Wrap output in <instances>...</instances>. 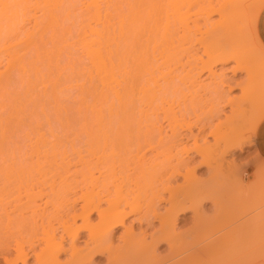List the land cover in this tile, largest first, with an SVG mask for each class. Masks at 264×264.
I'll use <instances>...</instances> for the list:
<instances>
[{"label": "bare ground", "instance_id": "obj_1", "mask_svg": "<svg viewBox=\"0 0 264 264\" xmlns=\"http://www.w3.org/2000/svg\"><path fill=\"white\" fill-rule=\"evenodd\" d=\"M263 6L264 0H0V234L7 233L6 238L0 235L4 237L0 238V263L94 264L95 257L103 256L107 263L115 264L117 258L126 259L128 255L134 264H162L177 257L180 258L173 264H196L203 257L224 252L225 247L230 250L231 246L252 242L253 236V240H258L260 234L264 235L261 233L264 205L253 214L262 216L263 222L257 220L258 216L256 220L253 215L252 219L243 216L245 220L238 221V225L234 218V221L226 220L231 206L226 207L227 216L218 213L221 218L215 212L213 219H207L208 215L201 211L203 201L217 192L220 197L224 192L214 186L220 184L225 190L231 184L226 181V176L232 174L230 170L231 174L226 173L224 179V175L217 176L224 172L219 171L215 176V168L218 166L216 170L223 171L231 168L229 160L234 158L228 160L226 156L232 150L242 151L251 144V139L255 144V138L264 133V104L258 103L262 97L260 101L257 97L253 100L250 88L244 89L245 81L241 95L228 98L220 89L224 83L222 75L215 70L217 65L234 59L237 62L232 67L233 74L245 71L251 79L260 69L264 73V67L256 72L257 67L250 76V65L246 67L244 63L243 67L242 61L237 60L238 55L251 57L248 51L253 52L251 33L248 34L251 28L246 29V23L256 27ZM191 7L197 11L193 8V12ZM214 16L216 19L212 20ZM243 28L249 32L243 33ZM196 33L208 40L218 38L214 42L212 39L206 42V38L199 40L200 46L211 44L207 48L204 44L205 50L202 48L208 59L205 57L207 61L202 60L199 68L192 67L195 65L189 68L191 55L189 62L185 58L186 77L181 74V79H186L179 80L188 81L194 91L196 87L203 88L202 84L198 85L202 73L210 78L209 89H203L209 94L204 101L213 105L206 108L208 113L202 109V116L198 112L197 91L190 93L186 88L192 98L188 99V105L183 104L187 102V91L182 93L184 85L180 82L174 84L178 82L175 81L178 59L180 63L182 51L189 48L184 45L183 49L182 45L192 40L198 43L199 37L190 38ZM176 38L187 40L183 44L177 41L179 47ZM226 42L232 46L228 45L231 49L227 51V46L223 49ZM191 44L190 47L194 45ZM173 49H178L176 52L180 51L182 57L177 53L175 56ZM175 57L177 60L173 62ZM175 61L178 67L173 66ZM186 62L183 58L180 68L184 69ZM256 63H253L255 67ZM180 98L184 99L183 106ZM219 105L230 110L221 119L224 121L218 118ZM255 114L257 120L250 119ZM214 117L218 119L216 123ZM253 120H256L254 124ZM246 126L251 128L247 131L249 138H244ZM209 137L214 138V143L197 145L199 140L205 142ZM77 140L80 144L85 141L79 145ZM189 141L192 148H178ZM213 158L215 161H210ZM201 167L211 173L206 180L196 175ZM214 176L224 179L227 186L223 188L222 179L218 182ZM121 187H125L124 193ZM232 187L234 192L235 184ZM135 190H142L143 194L136 195ZM118 192L123 194L119 198ZM139 194L144 195L142 199ZM224 194L223 197L228 196ZM138 198L144 202L143 206ZM217 203L215 208L220 206ZM161 204L163 211L159 212ZM217 208L216 211H222V207ZM187 212L194 213V226L182 230L184 233H174L176 224L185 221L180 216ZM132 215L134 223L145 224L152 232L149 235L144 229L134 232L132 224L126 227V220ZM248 219L255 220L258 226L251 225L253 222ZM153 222H157V229L153 228ZM11 228L16 231H10L13 233L10 237ZM120 228L123 231L118 240L123 243L116 244L114 234ZM253 231H260L259 236H252ZM21 232L28 236V239L22 236L25 242L21 240ZM84 232L87 235L79 247L76 243ZM218 233L217 239H210ZM233 234H238L241 243H236L238 237ZM261 238L257 245L253 241L251 264L261 259L264 262V238ZM163 243L168 253L157 256L155 250ZM40 244L44 247L38 249ZM11 250H14L12 256ZM183 253L186 257L181 258ZM66 254L68 259L61 262L60 257Z\"/></svg>", "mask_w": 264, "mask_h": 264}, {"label": "rangeland", "instance_id": "obj_2", "mask_svg": "<svg viewBox=\"0 0 264 264\" xmlns=\"http://www.w3.org/2000/svg\"><path fill=\"white\" fill-rule=\"evenodd\" d=\"M192 8V9H191ZM190 8V10H192L193 11V8H194V10L195 11H197V9H198V7L196 6V8L195 7H191ZM264 10V6L260 9V11H259V14L257 15V20L260 18V16H261V13H262V11ZM192 11H190V14H191V12ZM195 11H193V12H195ZM214 19H216V16H214V18H212V20H214ZM248 24V25H247ZM246 25H247V28L246 29H248V28H251V30H252V32H251V30L249 29V31L248 30H246V29H244L243 28V33L245 32V30L247 31V32H249L248 34L250 35V33H251V35H250V38L252 39H250L249 38V40H251V42L252 43H250L249 41V43L251 44V48H252V50H253V52L251 51V50H248V49H250V48H248L247 50L248 51H250L252 54H254L253 56L254 57H252V54H250L249 53V55H251V57L253 58H251L250 56V58L248 57V56H246L247 58H246V60H247V62H246V60H244L245 59V56H241L240 57V55H238L239 56V58H237V60H239L238 62H241L242 61V65H243V67H247L248 66V64L250 65L249 66V68H250V76L253 74L252 72H254L255 71V69L258 67V69L256 70V72L259 70V67H264V61H263V59L264 58H260V56H264V51H263V49L262 48H264L263 47V45L261 46L260 44H258V42L259 43H261L259 40H256V39H258L257 38V35H256V27H253V26H251V24L250 23H246ZM249 25H250V27H249ZM256 26V25H255ZM254 29V30H253ZM254 31H255V35L253 36V33H254ZM246 32V33H247ZM243 33H242V36H241V38L242 39H244L243 38ZM247 34V35H248ZM191 35V34H190ZM193 36H191L190 38H192V39H195L196 37H199V36H201L200 34H195L196 36H194V34H192ZM198 35V36H197ZM247 35H246V38H245V40L247 39ZM249 35H248V37H249ZM203 37V36H202ZM202 37H199L197 40V42L198 43H196V44H194V41L192 40L191 42H192V44H194V45H192L191 47H190V45H189V43H191L190 41H189V39H188V41H189V43H187V39L186 40H182L183 42H185L186 41V43L185 44H183V43H181L182 41H178V39L175 41L178 45H179V47L181 46V44H183L182 45V48L183 47H189L188 49L186 48V50H183V49H181V50H183L182 52H184L185 53V51H186V53L184 54V53H182L183 54V58H184V61L186 62V60L189 62V57H190V55H191V57L193 56L194 57V59H193V57H192V60H191V57H190V63H188V62H186V65H184L185 66V68L183 69L182 67L180 68V64H181V66H182V64H184L183 63V58H181L182 57V54H181V56H179V54H180V51H179V54H178V52H176L174 49L176 48V47H178V45L177 44H175L176 45V47L173 49L174 51V54H175V56H176V53H177V56H179L180 58H181V61H180V63H179V60L180 59H178V66L176 65V61H175V63H174V65L173 66H176V67H178V68H176V67H174V68H176L177 69V71H178V69H179V71L177 72L178 74H176V71H174L173 70V68H171L173 71H174V73L177 75V76H180V77H178L177 78V76L175 75V74H173V76L175 75L176 76V78H175V81L176 80H178V82L176 81V83H174V84H177L178 85V83L180 82L179 80L181 79V74H183L185 77H186V72H185V69H186V67H187V65L189 66V68L192 66V65H195V66H192L193 68L195 67V68H199V66H201V61L202 60H204V61H207V55L208 54H203V53H205V51L203 52V49L202 48H204V47H206L207 45H211V44H209L210 42H211V39L212 38H210L209 37V39L210 40H208V38H206L205 36H204V38H206V42L207 41H210L207 45L205 44V46L203 47V45H199V40L200 39H204V38H202ZM218 37H220V36H218ZM256 37V38H255ZM255 38V39H254ZM218 38L216 37V39H212V41L214 42L215 40H217ZM220 39V38H219ZM225 40V39H224ZM244 40V41H245ZM180 42V43H178V42ZM204 41H205V39H204ZM220 41V40H219ZM223 41V40H222ZM222 41H220V42H222ZM228 41V40H227ZM195 42H196V40H195ZM200 42H202V40H200ZM225 42V41H224ZM223 42V43H224ZM216 43V42H215ZM214 43V44H215ZM219 43V42H218ZM233 43V42H232ZM234 43H235V41H234ZM239 43H240V41H239ZM257 43V44H256ZM217 44V43H216ZM215 44V45H216ZM220 44V43H219ZM217 45V46H220V45ZM230 44H231V41H230ZM229 44V42H228V45H230ZM243 44H245V43H243ZM242 44V45H243ZM174 45V46H175ZM185 45V46H184ZM188 45V46H187ZM214 45V46H215ZM227 45V42H226V44H224L223 46H222V43H221V46L223 47V49H226L227 47V49H226V51L228 50V49H231L229 46ZM231 45H234V44H231ZM230 45V46H231ZM238 45V44H237ZM236 45V47H238ZM241 45V44H240ZM241 45V46H242ZM253 45V46H252ZM258 45H260V46H258ZM199 46H200V48H199ZM225 46H227L226 48H225ZM235 46V45H234ZM233 46V47H234ZM208 47V46H207ZM206 47V48H207ZM212 47H213V45H212ZM232 47V46H231ZM246 47V46H245ZM247 47H250V46H247ZM246 47V48H247ZM254 47V48H253ZM192 50H191V49ZM197 48H199V50L197 49ZM206 48H204V50L206 49ZM235 48V47H234ZM234 48H232L233 49V51H235V49ZM241 48V47H240ZM244 48V47H243ZM242 48V49H243ZM255 48H258V49H255ZM190 49V50H189ZM210 48H208V50H209ZM241 49V51H240V54H241V52L242 51H244V49L242 50ZM180 50V49H179ZM211 50V49H210ZM209 50V51H210ZM246 50V51H247ZM187 51H190L189 53H187ZM197 51V52H196ZM209 51H207L208 53H209ZM230 51V50H229ZM233 51H231V52H233ZM236 51H239V50H237L236 49ZM258 51H259V53L260 54H258ZM226 53V52H225ZM244 53V52H243ZM248 53V52H247ZM187 54H189V55H187ZM197 54H198V57H197ZM202 54V55H201ZM238 54V53H237ZM256 54H258L257 56L261 59V60H259V58L258 57H256ZM185 55V56H184ZM201 57H200V56ZM203 55H206V56H203ZM236 55V54H235ZM248 55V54H247ZM195 56H196V58H195ZM173 57H174V55H173ZM207 59H206V58ZM243 57V58H242ZM176 58V59H175ZM175 58H173L172 59V61L174 62V60H177V57H175ZM185 58H186V60H185ZM188 58V59H187ZM199 58V59H198ZM248 58H249V60H248ZM257 58H258V60H257ZM197 59V60H196ZM195 60V61H194ZM198 60H200V62L198 61ZM253 60V61H252ZM193 61V62H192ZM231 61V62H230ZM230 61H228L227 60V63L225 62V63H223V64H219V65H217L216 67H215V70L217 71V74H221L222 75V77H221V79L223 80V84H222V87L220 88L223 92H225V94L227 95V97L228 98H233V97H239L240 95H241V90L243 91V88H244V85H245V81H246V85H245V90L247 91V89H249L250 88V91H251V94H252V99L254 100V99H256L257 100V98L259 99V97H262V100L260 101V99L258 100V101H260V102H258V103H261L260 105H262L263 106V102H264V73L262 74V72H261V69L257 72L259 75L258 76H256V74L257 73H255L254 72V74L252 75V77H251V79H250V77H247V74H245L246 72L245 71H238V72H236L235 74H233L232 73V67H235V65H236V62H235V60L234 59H230ZM233 61V62H232ZM244 61V62H243ZM251 63H250V62ZM257 61V65L259 64V66H257L256 65V67H255V64H253L254 62H256ZM259 61H262V62H260V63H258ZM173 62H172V64H173ZM188 63V64H187ZM192 63V64H191ZM196 63V64H195ZM244 63L246 64L245 66H244ZM200 64V65H199ZM241 64V63H240ZM253 64V65H252ZM261 65H263V66H261ZM172 66V67H173ZM183 66V67H184ZM253 66V67H252ZM253 68V69H252ZM255 68V69H254ZM175 69V70H176ZM188 69V68H187ZM228 69V70H227ZM263 69L264 68H262V71H263ZM182 70H183V72H182ZM195 70H198V69H195ZM172 71V72H173ZM181 71V72H180ZM188 71V70H187ZM180 72V73H179ZM264 72V71H263ZM185 73V74H184ZM194 73H196V71L194 72ZM241 73V74H240ZM262 74V76H260L261 74ZM182 75V76H183ZM174 76V77H175ZM245 76H246V78H249L248 80L245 78ZM255 76V77H254ZM259 76H260V78H262V81H261V79H259ZM185 77H182V79L184 80V78ZM257 77V78H256ZM252 78H253V80H252ZM181 79V80H182ZM186 79V78H185ZM232 79V80H231ZM199 80V82L200 83H198V85H203V88H201V90H203L204 88H207V89H209V87L207 86V84L209 85V83H210V78H208L207 77V75H206V73H202L201 75H200V78L198 79ZM204 80V81H203ZM250 80H251V83H250ZM255 80V81H254ZM174 81V82H175ZM258 81H260V82H258ZM186 83H183V82H180L179 84H181V85H184V87L183 86H181L182 88H184V90L181 88V87H177V85H176V88H180V90L182 91L183 90V92L182 93H186V91H187V93L186 94H188L189 93V91H192V89L188 86L189 84H187V82L188 81H185ZM208 82V83H207ZM225 82H226V84H225ZM235 82V83H234ZM249 82V83H248ZM255 82V83H254ZM183 83V84H182ZM205 83V84H204ZM228 83H230L229 85H228ZM232 83V84H231ZM237 83L238 84H240V86H238L237 85ZM253 83V84H252ZM259 83V84H258ZM185 84L187 85V87L185 86ZM254 84L255 85H258V86H254ZM262 84V85H261ZM205 85V86H204ZM225 85V86H224ZM231 85H234V86H231ZM233 87L232 88V91H230L229 92V87ZM235 86H237V87H235ZM235 87V88H234ZM248 87V88H247ZM252 87V88H251ZM189 90H187V89ZM196 88H200V87H196ZM195 88V89H196ZM247 88V89H246ZM193 89L194 91H192V92H190V93H193V92H195V91H197V93H195V95L197 96V95H199V97H196L198 100V103H199V111L198 112H200V114H201V116H202V112H203V110H204V113H206V111H207V109L208 108H210V105H213V104H211V102L210 103H208V102H205L204 101V98H206L207 97V100H208V96H209V94L208 93H206V92H208V90H206V92L203 90V91H201V90H199V89ZM255 89H257L258 91H260V92H258V91H254ZM254 92H253V91ZM181 91H179V89H178V92H181ZM185 91V92H184ZM199 91V92H198ZM249 91V90H248ZM177 92V95L178 94H180V95H178L179 97H182V94L181 93H178ZM204 92L206 93L205 95H204ZM257 92V93H256ZM244 93V92H243ZM248 93V92H247ZM259 93V94H258ZM208 94V95H207ZM255 94V95H254ZM258 94V95H257ZM184 95V94H183ZM201 95V96H200ZM203 95V96H202ZM225 95V96H226ZM249 96H250V92H249V94H248ZM185 97H187V99L185 98ZM185 97H183V98H185V101L187 100V102L185 103L183 100H182V98H180V103H181V105H182V103L183 104H189V100L188 99H191L192 97L190 96V94H188V96L186 95ZM191 97V98H190ZM257 97V98H256ZM227 98V99H228ZM199 99L201 100V101H199ZM206 100V99H205ZM206 100V101H207ZM203 102V103H202ZM203 105H202V104ZM204 103H206L205 105H204ZM201 104V105H200ZM209 104V105H208ZM259 105V104H258ZM183 106V105H182ZM200 106H203V107H201L200 108ZM204 106H205V108H204ZM220 106V107H219ZM218 106V109H219V116H218V118H219V120L220 121H224V119L223 120H221L223 117L225 118V115H228V113H229V108L228 107H222V105H219ZM207 108V109H206ZM203 109V110H202ZM206 110V111H205ZM197 112V113H198ZM223 112V113H222ZM203 113V114H204ZM207 113H208V111H207ZM199 114V113H198ZM256 115V114H255ZM255 117H257L258 118V116L256 115V116H254L253 115V117H251L250 119H254ZM257 118H255L256 120H257ZM214 120H213V122L214 123H216L217 122V120H216V118L214 117L213 118ZM256 120H253L254 122L252 123V124H254L255 122H256ZM262 121V120H261ZM260 121V122H261ZM259 122V123H260ZM259 125V124H258ZM250 127V126H249ZM248 128V126H246V133L244 134V138H246V136H247V138H249V136L248 135H250V131L249 132H247L248 130H250L251 128H249V129H247ZM249 133V134H248ZM80 139V138H79ZM83 139V138H82ZM213 140H214V138H211V137H209V138H207V142L205 141H202V140H199L198 141V143H197V145L199 144V146H203V143H207V144H211L212 142H213ZM80 141V140H79ZM79 141L77 140L76 141V143H78L79 145H83L84 144V141H83V143L82 144H80L79 143ZM82 141V140H81ZM202 141V142H201ZM201 143V144H200ZM214 143V142H213ZM192 145L193 144H191V141H189V142H186V143H183L182 144V146H181V144L178 146V148L179 149H181L182 147L184 148V146H185V148L184 149H186V148H188V149H190V148H192ZM222 145V144H221ZM233 152V153H232ZM235 152V153H234ZM253 152V153H252ZM232 154V155H231ZM213 156V155H212ZM212 156H210L209 158L210 159H212ZM231 156H232V158H231ZM255 156V157H254ZM215 157V156H214ZM216 158V157H215ZM215 158H213V160H210V161H215L214 159ZM228 158V160L229 159H233L232 161L231 160H229L230 161V163H232V164H230V166L232 165V167L230 168L229 167V169H225V168H223V169H225L224 171L221 169H218V170H216L217 169V167L215 168V176L218 174V172L219 171H221L223 174H221L220 173V175H217L218 177H222L223 175V177L222 178H226V177H228L227 178V182L229 181V183L231 182V184H233V185H231V184H229V186H227V185H224V184H228L227 182H223V181H225L224 179H222V178H218L219 180L220 179H222V180H220V183L221 184H223L224 185V187L223 188H225V186H227V187H229V188H225V190H222V188L220 187L221 185L219 184V183H217V184H219L218 186H214L213 184H212V186H214V187H218V190H220L221 189V191L223 192H226L225 194L226 195H228V196H225V197H223V194H224V192L222 193V195L220 196V194H219V196L222 198H220V197H218V192L216 193V194H212L211 196H210V198H208V199H204L205 201H203V202H205V203H203L202 204V209L203 210H201L203 213H206L207 215H208V218L207 219H209V217L211 218L212 217V219L214 218L213 216H212V214L214 215V214H218V213H220L221 212V214H224L225 216H227V214H226V207L227 206H231V209L232 210H228L229 212H227L228 213V215L229 216H227V217H229V219L227 218L226 220H233V218H234V220L236 219V223H237V225L239 224V222L240 221H242L243 219H244V217H245V219H247V218H251V216L253 215V214H255V213H257L260 209H261V207L264 205V196H261L262 194L264 195V176L263 177H261L260 175H261V173L262 172H259V170L260 169H264V159L261 157V155H260V152H259V150H258V148H257V146H256V144H253V141H252V139H251V144H247V145H245V147L243 148V150L242 151H239V150H232L231 152H230V154L228 155V156H226V159ZM196 159H199V157H196ZM256 159H257V161H256ZM240 160V161H239ZM256 161V162H255ZM235 162V163H234ZM216 165H217V162L215 163ZM214 164V165H215ZM238 164V165H237ZM120 165V164H119ZM123 165V164H122ZM127 165V164H126ZM212 165H213V163H212ZM238 167H237V166ZM115 166H117V164H115ZM121 166V165H120ZM125 166V165H124ZM225 166V165H224ZM235 166V167H234ZM118 167V166H117ZM116 167V168H117ZM215 167V166H214ZM219 167H221V166H219ZM223 167V166H222ZM236 167L238 168V170L236 169ZM248 167V168H247ZM260 167V168H259ZM233 168V169H232ZM118 169H120V167L118 168ZM232 169V170H231ZM263 169L261 170V171H263ZM229 170H230V172L232 173V174H234L235 176H234V178H233V176H232V174L229 172ZM234 170H236V172H237V174H236V172L234 171ZM207 171V172H206ZM240 171V172H239ZM228 172L231 174V175H228ZM234 172V173H233ZM226 173H227V175L228 176H226L225 177V175H226ZM209 174L211 175V173H208V170L206 169V167H201L200 169H198V170H196V175H197V177H200V178H202L203 180H206V178L208 179V177H210L209 176ZM212 175H214V174H212ZM241 175V177H238V176H240ZM208 176V177H207ZM213 177V178H216V177ZM229 176H231V177H229ZM260 178H262V179H260ZM231 179V180H228V179ZM237 178H238V181H237ZM217 179V178H216ZM217 179V181L219 182V180ZM233 179H234V183H233ZM236 179V180H235ZM260 179V180H259ZM179 181V180H178ZM216 180H214V182H215ZM180 182H181V180H180ZM211 182V181H210ZM210 182H209V184H210ZM213 182V183H214ZM179 183V182H178ZM215 185H216V183H214ZM234 184H235V191L233 192V188L234 187H232V186H234ZM211 185V184H210ZM248 185V186H247ZM260 185V186H259ZM220 187V188H219ZM123 190H122V192L121 193H124V191H126V190H124L125 189V187H121ZM121 188L120 189H118L119 191L121 190ZM238 188V189H237ZM131 189H135V188H133V187H131ZM140 191V190H139ZM139 191H133V192H136L135 194L137 195L138 194V192ZM221 191H219L220 193H221ZM263 191V192H262ZM141 192H142V190H141ZM141 192H139L140 194H143V192L141 193ZM232 192V193H231ZM235 192H236V194H235ZM262 192V193H261ZM119 194H118V198H119V195L121 194L120 192H118ZM249 193V194H248ZM251 193H252V195H251ZM132 194H134V193H132ZM139 194V195H140ZM224 194V195H225ZM254 194V195H253ZM115 195V194H114ZM121 195H123V194H121ZM126 195V194H125ZM124 195V196H125ZM135 195V196H136ZM236 195H238V196H236ZM261 196V197H263V198H261L260 197V199H259V197H257V196ZM124 196H122V197H124ZM131 197H132V195H130ZM129 196V197H130ZM142 196H144V195H140V198L142 197ZM232 196V197H231ZM235 196V197H234ZM247 196H249V197H247ZM254 196H256V197H254ZM117 197V196H116ZM130 197V198H131ZM136 197H138V196H136ZM238 199H237V198ZM239 197H240V199H239ZM241 197H242V199H241ZM133 198H134V196H133ZM223 198H225V200L223 199ZM231 198V199H230ZM111 199H112V197H111ZM114 199V198H113ZM142 199V198H141ZM139 200V198H138V201H140L139 202V204H140V206L142 205H144V202H141L142 200ZM221 199V200H220ZM234 199L236 200V201H234ZM251 199H253V200H251ZM255 199V200H254ZM116 200V199H115ZM120 200V199H119ZM224 200V201H223ZM230 200H231V202H230ZM243 202H242V201ZM250 200V201H249ZM206 201H208V202H206ZM222 201H223V203H222ZM229 201V202H228ZM234 201V202H233ZM217 202H219V205L220 206H218V208L219 209H221V207H222V211H220L219 210V212L218 211H216V208H215V206L218 204H216ZM237 202V203H236ZM250 202V203H249ZM136 203V202H135ZM227 203V204H226ZM233 203H234V205L236 204L237 205V207H236V205H235V207H234V205H233ZM260 203H261V206H260ZM263 203V204H262ZM216 204V205H215ZM226 204V205H225ZM228 204H230V205H228ZM239 204V205H238ZM250 204V205H249ZM215 205V206H214ZM244 205H246V206H244ZM258 205V206H257ZM104 206L105 207H107V205L106 204H104ZM103 206V207H104ZM160 206V205H159ZM158 206V207H159ZM252 207H257V209H254V208H252ZM160 208V209H159ZM158 209H159V212H162L163 211V205L161 204V206L159 207ZM217 208V209H218ZM229 208V207H228ZM235 208V209H234ZM251 208V210L250 211H247L248 209H250ZM263 208H264V206H263ZM213 209V210H212ZM252 209H253V211H252ZM215 210V211H214ZM255 210V211H254ZM240 211V212H239ZM214 212V213H213ZM216 212V213H215ZM247 212V213H246ZM251 212V213H250ZM247 214H249V215H247ZM209 215H211V216H209ZM219 216H218V218L220 217L221 218V215L220 214H218ZM194 216V213H192V212H187V213H184V214H182L180 217L182 218V219H185V221L183 222V221H180V222H178L177 224H176V228H175V231H174V233H179L180 231H182V230H184L185 229V231H187V229L189 228V226H190V228L191 227H193L194 226V224L193 223H195L196 221L194 220L195 218V216ZM215 216V215H214ZM244 216V217H243ZM254 216H255V220H256V217L258 216H256V215H253L252 216V218L254 219ZM134 218V215H132V216H130L127 220H126V222H125V226L126 227H128V226H130L131 224H132V228H133V230H134V232H139V230L140 229H144V232L145 233H147V235H149V233H150V231H151V229H149L148 227H146L145 226V224L144 225H139L137 222H133L132 221V219ZM243 217V218H242ZM259 217V219H260V217H262V216H258ZM258 217H257V220L258 221H262L261 219L259 220L258 219ZM94 218H95V215H93L92 216V218H91V220L93 219L94 220ZM190 218V219H189ZM193 218V219H192ZM216 218V217H215ZM226 218V217H225ZM224 218V219H225ZM232 218V219H231ZM251 218V219H252ZM187 219V220H186ZM244 219V220H245ZM250 219V220H251ZM263 219V221H264V217L262 218ZM92 220V221H93ZM195 222H194V221ZM233 220V221H234ZM249 220V219H248ZM249 220V221H250ZM255 220H251V222H253V224L251 223V225H254V227L256 226L255 224H258L257 222L255 223ZM239 221V222H238ZM262 221V222H263ZM193 222V223H192ZM248 222V221H247ZM260 222H259V224H260ZM79 223V222H78ZM78 223L75 225V226H77L78 225ZM134 223V224H133ZM188 223V224H187ZM235 223V224H236ZM245 223V222H244ZM153 225V228L154 229H157V227H158V224H157V222L155 223V222H153L152 223ZM193 224V225H192ZM248 224V223H247ZM138 225V226H137ZM192 225V226H191ZM75 226H73V227H75ZM157 226V227H156ZM185 226V227H184ZM258 226V225H257ZM256 226V227H257ZM72 227V228H73ZM152 228V229H153ZM250 228V227H249ZM3 229V228H2ZM153 229V230H154ZM248 229V228H247ZM253 229V228H252ZM251 229V230H252ZM93 230V233H96L95 231H96V228H93L92 229ZM2 231H6V230H2ZM13 231V229L11 228V230H9V236H10V234H13L16 230H14L13 231V233H11V232ZM22 231V230H21ZM123 231V228H120V229H118L117 230V232L114 234V237H115V239L113 240L116 244H122L123 242H120V240H118V236L120 235V233ZM141 231V230H140ZM147 231V232H146ZM149 231V232H148ZM92 232V231H91ZM137 232V233H138ZM152 232V231H151ZM238 232V231H237ZM256 232H258V233H256ZM23 233H25V231L23 232ZM181 233V232H180ZM182 233H184V231H182ZM222 233H223V231H222ZM226 233V232H225ZM225 233H223L224 235H225ZM240 234H242L241 232H239ZM238 233V234H239ZM252 233V232H251ZM259 233H260V231H255V233H254V231H253V233H252V236H253V234L255 235V236H257V234H258V236H259ZM261 233H264L263 231L261 232ZM3 234V236L5 237V235L7 234V233H2ZM2 234H0V235H2ZM16 234L17 235H19L17 232H16ZM15 234V235H16ZM86 232H84V233H81L80 234V238H79V240H78V243H76V245L78 244L79 245V247H80V245L82 246L83 245V241L82 240H84V239H82L83 237H85L86 235ZM222 234V235H223ZM232 234V233H231ZM235 234V233H234ZM233 234V235H234ZM237 234V235H238ZM249 235H250V233H248ZM248 234L246 235V236H248ZM15 235H13L14 237H15ZM25 235V234H24ZM23 234H22V232H21V240H22V242H25L26 241V239H28V236L26 237V236H24ZM27 235H28V233H27ZM218 235H220V233H218V234H216V235H214V236H212L210 239L211 240H213L214 238H216L217 239V236ZM237 235H234L235 237L237 236ZM261 236L263 235V234H260ZM19 236V237H20ZM22 236H24L23 237V239H25V241L22 239ZM234 236H232L231 235V238H233ZM261 236L260 237H258V240H253L254 239V236H253V239H252V242L250 241V243H246L245 244V242L243 243V244H241L240 246L238 245L239 243H241V242H238L239 241V236H237L238 237V239H235V241H236V243H238L237 245V247H234V246H231V248H230V250L228 249V250H226V248L227 247H225V250H224V252H222V253H218V254H216V255H211V256H209V257H203V259H201L198 263H196V264H251V262L249 261L250 260V258H251V256L253 255L252 253H251V249L254 247L253 245L255 244V245H257L259 242V239L261 238ZM264 236V235H263ZM2 236H0V238H1ZM4 237H2V238H4ZM8 237V236H7ZM11 237V236H10ZM220 237V236H219ZM228 237V236H227ZM229 237H230V235H229ZM228 237V239H230ZM234 237V238H235ZM242 237H243V235H242ZM251 237V236H250ZM6 238V237H5ZM149 237L148 236H146V239H148ZM255 238H257V237H255ZM264 238V237H263ZM263 238H261V240H263ZM16 239H18V240H20V238H16ZM150 239V238H149ZM149 239H148V241H149ZM215 239V240H216ZM228 239H226L227 240V242H228ZM240 239H241V236H240ZM244 239H246V238H244ZM248 239V238H247ZM251 239V238H250ZM18 240H16V242H19L20 243V241H18ZM233 240V239H232ZM11 241V243H13L14 242V244H15V241L14 240H10ZM13 241V242H12ZM210 241V240H209ZM230 241V240H229ZM234 241V242H235ZM246 241V240H245ZM255 243H254V242ZM257 241V242H256ZM264 241V240H263ZM21 242V243H22ZM114 243V244H115ZM231 243V242H230ZM24 244V243H23ZM114 245V246H117V245ZM228 244V243H227ZM235 244V243H234ZM233 244V245H234ZM245 244V245H244ZM248 244V245H247ZM260 244H262L263 245V242L262 243H260ZM13 245V244H12ZM41 245V244H40ZM228 245H231V244H228ZM244 245V246H243ZM250 245H252V246H250ZM262 245H261V247H262ZM40 248H38V249H41V247L43 248L44 247V245L42 244L41 246H39ZM67 247V246H66ZM122 247V246H121ZM167 247V245H166V243L164 244H162V245H160V246H158L157 248H156V250H155V252H156V255L158 256V255H160V256H163V255H167V253H168V247ZM259 247V246H258ZM134 248V247H133ZM257 248V247H256ZM255 248V249H256ZM136 249H137V247H136ZM254 249V248H253ZM252 249V250H253ZM259 249V248H258ZM264 249V248H263ZM263 249H262V251H263ZM257 251V250H256ZM155 252H154V254H155ZM255 252V251H254ZM185 253V252H184ZM182 254V256L183 257H181V258H184V257H186V255L189 253V252H186L185 254ZM217 253V252H216ZM256 253V252H255ZM14 254V250L12 251L11 250V253H10V256H12ZM252 254V255H251ZM259 254V253H258ZM257 255V254H256ZM259 256H260V254H259ZM121 257H123V256H121ZM121 257H119V258H117L115 261V264H134L133 263V260L132 259H130V257H128V255H127V258L125 259V258H121ZM211 257V258H210ZM255 257V256H254ZM178 258H180V257H177V258H175V259H172V260H168V261H166V262H164V263H162V264H173L174 262H176L177 260H178ZM261 258V257H260ZM259 258V259H260ZM66 259H68V255L66 254V255H62V257H60V261L61 262H63V261H65ZM130 261H129V260ZM120 260V261H119ZM132 261V262H131ZM173 261V262H172ZM214 263H213V262ZM31 262V261H30ZM118 262V263H117ZM169 262V263H168ZM221 262V263H220ZM227 262V263H226ZM93 263L94 264H110V263H107V260H106V258L105 257H103V256H99V257H95L94 258V260H93ZM264 264V262H263V259H261V260H259V261H257L256 263H254V264ZM0 264H2V263H0ZM112 264H114V263H112ZM252 264H253V262H252Z\"/></svg>", "mask_w": 264, "mask_h": 264}, {"label": "crops", "instance_id": "obj_3", "mask_svg": "<svg viewBox=\"0 0 264 264\" xmlns=\"http://www.w3.org/2000/svg\"><path fill=\"white\" fill-rule=\"evenodd\" d=\"M256 35L258 40L264 47V10L262 11L260 18L256 22ZM260 124L258 125V127L260 126ZM259 137L255 138V144L260 152L261 157L264 159V133H262Z\"/></svg>", "mask_w": 264, "mask_h": 264}]
</instances>
